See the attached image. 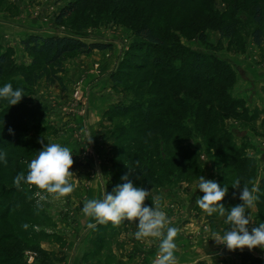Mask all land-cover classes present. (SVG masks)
Instances as JSON below:
<instances>
[{"label": "rangeland", "instance_id": "374dc122", "mask_svg": "<svg viewBox=\"0 0 264 264\" xmlns=\"http://www.w3.org/2000/svg\"><path fill=\"white\" fill-rule=\"evenodd\" d=\"M122 2L0 0V54L8 59L0 87L11 83L25 95L12 106L0 98V150L7 156L6 164L0 161V213L10 205L15 219L12 224L1 223L0 230L13 231L23 242L26 264H153L159 241L136 240L138 221L88 229L92 220L82 212L86 200L102 198L105 190L124 183L121 177L127 175L135 186L151 192L145 204L151 206L157 197L170 226L180 229L174 241L177 264H244L239 253L247 248L229 251L210 239L213 231L222 234L228 229L226 216H208L195 201L204 195L197 188L200 176L228 187L221 201L226 210L242 203L239 195L246 182L261 189L264 43L257 46L253 33L259 28L254 7L264 10V0H237L236 4L235 0H206L188 7L184 30L179 23L171 27L176 39L165 61L166 71L181 69L180 76L190 77L195 62L192 54L201 53L208 71L221 81L209 86L186 84L184 91L167 84L170 74L163 77L152 66L153 58L137 44L140 21H134L131 9L121 14L127 7L122 8ZM158 2L168 13L177 10L174 0ZM75 3L77 11L59 23L61 11ZM225 13L239 21L233 38H222L219 32V19ZM35 36L106 43L113 49L88 55L72 52L51 64L26 46ZM156 51H152L154 57ZM220 62L222 66L217 67ZM137 105L152 107V124L143 122ZM220 129L229 136L225 145L222 136L216 138ZM27 138L31 141L26 142ZM48 142L72 150L70 171L76 186L67 197L49 195L37 211L35 199L28 197L38 189L22 183L23 190H17L13 180L20 172L27 174V164ZM230 142L242 149L240 154L223 148ZM179 150L189 164L185 171L173 163ZM244 158H252L256 173L237 168ZM237 178L241 181L238 189L232 187ZM256 194L259 200L248 210L253 220L249 231L264 222V191ZM24 224L29 227L25 229ZM5 249L0 247V264H15ZM250 252L264 260L261 248Z\"/></svg>", "mask_w": 264, "mask_h": 264}, {"label": "clouds", "instance_id": "9594fccd", "mask_svg": "<svg viewBox=\"0 0 264 264\" xmlns=\"http://www.w3.org/2000/svg\"><path fill=\"white\" fill-rule=\"evenodd\" d=\"M25 96L22 88H13L11 83L0 87V98L5 99L12 105L18 104ZM11 129L9 132L11 133ZM92 137H89L88 143ZM43 144V140L39 141ZM194 142V141H193ZM0 161L7 163L6 153H0ZM139 162L137 161V164ZM74 160L72 150L59 143L48 142L46 146L38 152V155L27 164V174L18 173L13 184L17 190L22 191V183L30 187L35 186L37 191L28 199H35L37 211L42 210V202L47 201L49 195L55 199L67 197L74 191L75 184L72 179L75 174L70 171ZM96 176H102L97 173ZM76 179V178H75ZM122 184L117 185L112 192L103 193L102 198L86 200L82 212L85 216L94 221L87 224L88 229H95L96 226L111 223L119 226L123 221L137 222V231L134 237L138 241L146 238H154L159 241L158 252L153 264H177L174 252L177 244L174 242L180 229L170 226L171 221L166 212L162 209L159 199L152 198V205L145 204L151 192L143 187L135 186L127 175L121 177ZM246 182L242 186L239 199L242 203L232 206L226 210L221 201L228 193V187H221L216 181L205 179L200 176L197 188L204 193L202 197H197L195 205L208 216L218 213L225 217L224 221L229 227L222 234L213 231L211 240L217 245H224L229 251L247 248L249 251L259 247L264 250V222L254 226L249 231V224L253 222L249 209L256 206L259 196L255 185L248 186ZM233 188H241L239 178L233 181ZM23 227L27 229L28 224Z\"/></svg>", "mask_w": 264, "mask_h": 264}, {"label": "trees", "instance_id": "16d2710c", "mask_svg": "<svg viewBox=\"0 0 264 264\" xmlns=\"http://www.w3.org/2000/svg\"><path fill=\"white\" fill-rule=\"evenodd\" d=\"M158 1L159 0H123L121 5L122 8L127 6L124 11L121 10L122 15H124L126 13L125 11H127L128 9H131L130 13L131 12L133 13L132 17L134 18V21L137 20L140 21V25L136 29V35L138 38L137 44H139L141 49L145 50L147 56L153 58L152 66L160 70V73L162 74L163 77L170 74L168 78V80L169 79L170 80L169 83L167 84H170L172 86L174 85L177 86V88H180L178 91H184L185 88L184 86L186 84H188L189 86H194L197 83H199L201 85L206 84L207 86H209L211 84H214L215 82H220L221 78L218 79L219 75H216V73L212 74L208 71L207 69L208 64L207 65L205 64V58L202 57L201 53L192 54V57L195 58V62L193 64V67L191 68L192 75H190V77L180 76L181 69L166 71L167 62L165 61L166 58L170 56V52H171L170 47L175 45V39H176V36H174L173 34L175 29L172 30L171 27L179 23L180 25H183L182 30H184V28L186 27V26L184 27V24L186 22L189 13L188 7H197L200 4L203 5L206 2V0H174L173 7L177 8V10H174V13H172V11L168 13L164 5L161 2L159 3ZM160 1L165 2L166 0H160ZM167 2H169V0H167ZM234 3L236 4L237 0H235ZM129 5L130 7L128 8ZM141 8H144L145 10L142 11ZM77 9H78V3L71 4L65 7L61 11L57 21L61 23L64 19L71 17L77 11ZM254 11H255L254 21L259 26V28L256 29L253 33L254 42L257 46H262L264 43V33L262 30L264 26V10L262 6L257 5L254 7ZM194 20H193L194 22H197L196 21L197 19ZM161 23H163L164 25ZM238 26H239V21L234 19L233 16L227 18L226 13L222 15L219 19L218 28L222 38H233L235 36L236 29ZM26 46L31 51H33V54L44 55L45 58L49 60L51 64L60 63L67 54L72 52H79L81 54L88 55L96 51L104 52L113 49L112 44L97 43V42L86 43L74 38H61V37L43 38L36 36L31 37L30 40L26 43ZM153 50H157L155 57L153 55L154 53L152 52ZM201 61H203L202 64ZM7 62L8 59L6 54L4 53L0 54V83L3 81L6 75ZM218 66L221 67L222 63L220 62L219 64H217V67ZM174 74L175 77L171 79V77ZM202 77L204 79H202ZM165 85L166 83L164 82L162 83L161 86H165ZM202 88L205 89L206 86ZM202 88L201 87L199 88L200 91H203ZM174 95L177 96V93H174ZM199 98L200 99L203 98L202 93L199 94ZM236 103H238L237 100ZM199 105H203V104L200 103ZM135 107L138 110H140V112L142 113L144 118L143 122L145 124L153 123L154 116L151 113L152 107L145 108L144 106L138 107V105ZM213 108L214 106H212V108L210 107L209 109L210 114ZM215 120H217V116L215 117ZM216 122L217 121H215V123ZM215 123L214 125L216 126ZM212 125L209 126L210 129H212ZM223 135L224 132H222V129H220L217 131L216 138L222 136L221 143L225 145L230 140H229V136L226 135L223 136ZM25 141L26 142L31 141V138L29 139L27 138L25 139ZM8 143H10L11 147L13 146V141L10 140ZM223 148H227L230 150V152L237 154H240L242 150V149H237L236 145H233L231 142L226 147ZM1 152L3 151L0 150V153ZM181 152L183 151L179 150L175 153V155L173 156L174 157L173 163L178 165L182 169V171H185L188 169L189 164L187 163V158L185 157V155H182ZM237 168L238 169L241 168L244 171L248 170L250 172L254 170L256 173V165L255 162L252 160V158H244L240 162V164H237ZM247 179L250 180V177L248 176ZM251 180H253V177H251ZM261 182H262L261 189L258 191H264V178L262 179ZM114 188L115 187H109L107 192H112ZM249 188L251 189V187ZM261 197L264 198V195H262ZM3 222L6 223L9 222L11 224L15 223V219L12 218V206L10 205L5 208V211L0 213V224ZM128 222L129 221H123L122 224H127ZM6 245H12V246L7 248ZM0 247L1 249H3V247L6 248L4 252L8 251L7 256H10L9 258L14 259L15 264H26L23 242L17 239L16 234L13 233V231L7 232L6 229L0 230ZM239 255L242 258L244 264H264V260L254 256L250 251H243L239 253Z\"/></svg>", "mask_w": 264, "mask_h": 264}, {"label": "crops", "instance_id": "0c3cea01", "mask_svg": "<svg viewBox=\"0 0 264 264\" xmlns=\"http://www.w3.org/2000/svg\"><path fill=\"white\" fill-rule=\"evenodd\" d=\"M91 219V218H90ZM92 222H93V220H92ZM246 249V248H245ZM244 250V249H243ZM241 251V250H240ZM238 254V253H237Z\"/></svg>", "mask_w": 264, "mask_h": 264}]
</instances>
